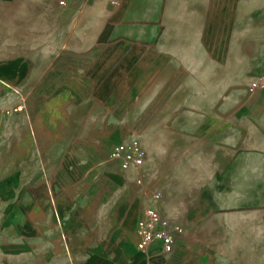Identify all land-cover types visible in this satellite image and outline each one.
Listing matches in <instances>:
<instances>
[{
  "label": "crops",
  "instance_id": "0c3cea01",
  "mask_svg": "<svg viewBox=\"0 0 264 264\" xmlns=\"http://www.w3.org/2000/svg\"><path fill=\"white\" fill-rule=\"evenodd\" d=\"M23 10L44 45L24 48L20 28L7 25L20 23ZM155 29L135 15L133 0H0V264H264L259 196L232 197L223 185L244 176L191 170L184 181L192 185L177 195V179L155 166L152 138L127 100L150 98L144 92L166 63L149 45ZM259 32L262 54L264 26ZM199 93L181 98H208ZM80 107L87 109L79 118ZM198 127L175 126L177 143ZM220 138L199 141L222 145ZM129 141L144 159L123 169L109 152ZM150 206L184 228L170 253L138 247L137 225Z\"/></svg>",
  "mask_w": 264,
  "mask_h": 264
},
{
  "label": "rangeland",
  "instance_id": "374dc122",
  "mask_svg": "<svg viewBox=\"0 0 264 264\" xmlns=\"http://www.w3.org/2000/svg\"><path fill=\"white\" fill-rule=\"evenodd\" d=\"M123 3L120 0L116 7ZM133 5L135 15L155 24L158 34L149 45L160 50L166 62L156 84L144 92V97L150 98L127 99L135 101L141 134L152 138L156 168L177 179V195L192 185L184 181L191 170L244 176L224 183V189L232 197L248 200L259 196L264 223V94L247 90L252 78L264 75V53H257L255 43V36L263 34L259 31L264 26V0H133ZM22 14L20 23L7 25L20 28L16 34L21 35L24 48L44 45L48 39L36 32L28 12ZM194 91L198 95L203 91L208 98L190 102L181 98ZM86 109H77L79 118ZM179 125L190 131L196 125L202 127L194 135H185L180 146L173 131ZM220 137L222 145L199 141ZM159 139L169 141L163 146ZM181 149L180 155L187 159L182 160V166L177 162ZM190 159L194 164L200 159L211 160L212 167L191 168ZM224 159L240 162L222 167Z\"/></svg>",
  "mask_w": 264,
  "mask_h": 264
},
{
  "label": "built area",
  "instance_id": "2783aa9c",
  "mask_svg": "<svg viewBox=\"0 0 264 264\" xmlns=\"http://www.w3.org/2000/svg\"><path fill=\"white\" fill-rule=\"evenodd\" d=\"M61 7H68L73 0H56ZM101 1V0H85ZM113 6L120 4V0H109ZM250 93L261 92L264 94V75L252 78L247 84ZM109 159L117 163L121 168L137 167L142 164L144 152L142 146L136 141H129L113 146L109 152ZM154 198H160L154 194ZM181 224L170 218L155 207H147L137 225L139 237L138 247L148 251L153 244H158L162 253L173 251L177 239L183 234Z\"/></svg>",
  "mask_w": 264,
  "mask_h": 264
}]
</instances>
